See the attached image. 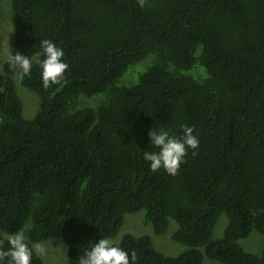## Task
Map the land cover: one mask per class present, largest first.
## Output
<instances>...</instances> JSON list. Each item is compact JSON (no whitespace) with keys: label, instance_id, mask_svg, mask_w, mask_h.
Instances as JSON below:
<instances>
[{"label":"trees","instance_id":"1","mask_svg":"<svg viewBox=\"0 0 264 264\" xmlns=\"http://www.w3.org/2000/svg\"><path fill=\"white\" fill-rule=\"evenodd\" d=\"M10 10V54L32 68L23 75L9 54L0 71V232L24 231L31 247L59 238L78 264L143 211L156 235L173 221L185 249L167 256L125 233L113 243L132 264H264V0H10ZM42 40L69 65L48 87ZM19 87L38 98L30 118ZM181 125L198 148L174 176L151 171L149 130L180 136ZM253 230L260 254L239 244Z\"/></svg>","mask_w":264,"mask_h":264},{"label":"clouds","instance_id":"2","mask_svg":"<svg viewBox=\"0 0 264 264\" xmlns=\"http://www.w3.org/2000/svg\"><path fill=\"white\" fill-rule=\"evenodd\" d=\"M145 0H138L141 7ZM40 46L43 50V59L40 60L41 80L44 87L50 84L59 83L68 69L69 65L64 61V50L50 40H42ZM9 65L19 69L23 75L30 74L32 60L29 56L17 52L10 54ZM182 135L171 134L163 128L149 130L148 137L150 144L155 146L157 151H144L143 159L148 162L151 171L163 169L170 175H176L187 149H196L199 146L197 136L193 135V128L188 125H181ZM8 248L0 251V264H4V257L8 258V264H32L33 255H43L45 248L36 243L31 247L26 239L24 231H17L7 238ZM136 259L135 253L125 251L116 246L108 238H100L84 254L79 256L78 264H132Z\"/></svg>","mask_w":264,"mask_h":264},{"label":"rangeland","instance_id":"3","mask_svg":"<svg viewBox=\"0 0 264 264\" xmlns=\"http://www.w3.org/2000/svg\"><path fill=\"white\" fill-rule=\"evenodd\" d=\"M13 39V31L11 27V10H10V0H0V71L2 63L6 60L11 52V43ZM134 68H140V64L136 65ZM127 76V75H126ZM19 96L23 102V116L25 118H30L33 116L37 110V100L35 94L28 91L23 87H19ZM21 90V95H20ZM23 98V99H22ZM226 225V217L222 215L218 222L216 223L212 238L216 239L222 236L223 230ZM175 223L170 222L167 230L161 234H154L150 224H145L143 221V211L136 212L133 214H126L124 216L123 224L120 228L118 235L111 239L114 243H117L121 235L128 233L135 236L147 235L151 238L153 246L164 255L175 256L185 248L179 242L172 240L171 234L175 229ZM3 238H8L10 234L0 232ZM263 238L255 230L244 239L239 241V244L243 249L250 251L255 254H260L262 247ZM44 246L45 252L43 255H38L45 263L48 264H68L67 262V251L66 246L63 241L59 238H52L39 243ZM33 245L32 247H34ZM204 264H219L216 261L204 259Z\"/></svg>","mask_w":264,"mask_h":264}]
</instances>
